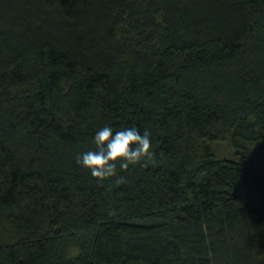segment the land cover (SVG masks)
Instances as JSON below:
<instances>
[{"label":"trees","instance_id":"trees-1","mask_svg":"<svg viewBox=\"0 0 264 264\" xmlns=\"http://www.w3.org/2000/svg\"><path fill=\"white\" fill-rule=\"evenodd\" d=\"M0 264H264V0H0Z\"/></svg>","mask_w":264,"mask_h":264},{"label":"clouds","instance_id":"clouds-1","mask_svg":"<svg viewBox=\"0 0 264 264\" xmlns=\"http://www.w3.org/2000/svg\"><path fill=\"white\" fill-rule=\"evenodd\" d=\"M94 144L96 150L78 155L76 163L88 169L98 183L116 176L117 161H122L120 168L127 170L130 164L135 165L153 156L150 133L145 130L141 134L136 127L114 130L104 126L95 132ZM123 182V178L115 181L117 185Z\"/></svg>","mask_w":264,"mask_h":264},{"label":"rangeland","instance_id":"rangeland-1","mask_svg":"<svg viewBox=\"0 0 264 264\" xmlns=\"http://www.w3.org/2000/svg\"><path fill=\"white\" fill-rule=\"evenodd\" d=\"M231 153V152H230ZM228 149L225 147L222 148V154L229 155L230 154Z\"/></svg>","mask_w":264,"mask_h":264}]
</instances>
